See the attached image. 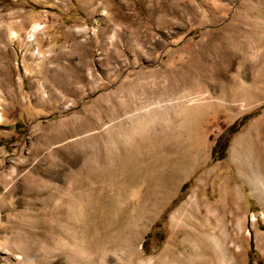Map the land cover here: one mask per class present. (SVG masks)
<instances>
[{"label":"rangeland","instance_id":"rangeland-1","mask_svg":"<svg viewBox=\"0 0 264 264\" xmlns=\"http://www.w3.org/2000/svg\"><path fill=\"white\" fill-rule=\"evenodd\" d=\"M0 30V264H264V0H0Z\"/></svg>","mask_w":264,"mask_h":264},{"label":"bare ground","instance_id":"bare-ground-1","mask_svg":"<svg viewBox=\"0 0 264 264\" xmlns=\"http://www.w3.org/2000/svg\"><path fill=\"white\" fill-rule=\"evenodd\" d=\"M159 14H162L163 12H166L165 10H160L158 11ZM171 12V11H170ZM160 15L158 16V18L160 19ZM163 19H166V18H163ZM232 21V20H231ZM245 21V20H244ZM249 21V20H248ZM171 20L170 19H167V20H164V23L166 25H170L171 24ZM246 22V21H245ZM251 23V22H250ZM7 25V24H6ZM4 27V26H3ZM238 28H240V25L239 24H233L232 27L229 29V39H226L225 36H221L220 38V44L222 45V48L219 49L220 52L218 51L217 53V60H213L212 63H213V66H208L206 69H205V72L203 73H198V75H196V73L193 71V70H190L188 72V68H180V69H175V70H166L163 72V78H164V82L165 84L163 86H159V89H158V94L159 95H168V96H176L175 99H178V102L179 104H182L183 102V98L185 96L186 93H189L190 91L194 90V88H198L199 91H204L205 88L203 86V84H199V82H196L194 83L193 81L194 80H198V79H202L204 78L206 72L212 70L213 68H215V66H217L220 62H223L227 59H229L230 56H233L234 58V55H239V52H237V50L239 49H243L244 48V44L242 41H238ZM9 29V28H8ZM40 29V25L39 24H34L31 28V33H36L38 30ZM244 29V28H243ZM5 30V29H4ZM3 30H0V33L2 32ZM240 31V30H239ZM4 32V31H3ZM224 33V32H223ZM4 34V33H3ZM12 34V33H11ZM6 35V34H5ZM2 37V36H1ZM11 37V36H10ZM13 37V36H12ZM15 37V36H14ZM241 37V36H240ZM237 41V42H236ZM246 49H247V46H246ZM246 53H247V50H246ZM240 56V55H239ZM247 56V55H246ZM243 58L242 60H246L243 63V65H245L247 67V69H250L251 66L256 63V62H252V63H248L249 61H247L248 58ZM187 63V62H186ZM194 63L196 64H199V67L201 68H204V66L206 65V63H211V58L206 55V54H203L200 56L199 59H196L194 60ZM193 65L195 67H197L198 65ZM252 64V65H251ZM264 64V63H263ZM254 67V66H253ZM264 67V66H263ZM217 68V67H216ZM2 70V69H1ZM215 71V70H214ZM181 74L180 77H178V74ZM157 74V73H156ZM177 74V75H176ZM213 74V72H212ZM158 75V74H157ZM262 75V74H260ZM262 77V76H261ZM236 81V80H235ZM63 82V81H62ZM63 84L65 86H67L68 88L72 86V82H63ZM206 92V91H205ZM152 93V92H150ZM172 104V103H171ZM170 104V106H171ZM179 104H177L179 106ZM151 105H154L156 106L158 109H161V105L159 102H155L152 103V104H145L144 105V110L146 112L147 115H149L150 111H149V108ZM176 106V107H178ZM167 108V109H166ZM164 109H166V116H170L169 118V122L171 124L174 123V120H175V115L173 113H171L172 111V107H166ZM158 111V110H157ZM161 112V111H160ZM146 115V116H147ZM164 115V113H163ZM177 120V119H176ZM176 122V121H175ZM176 124V123H175ZM250 174V173H249ZM254 176V174H253ZM250 181V180H248ZM251 185H252V188H254L256 186V179L253 178L251 179ZM259 187V186H258ZM260 188V187H259ZM204 219L208 218V213H205L204 215ZM191 233H193L191 231ZM190 233V235H191ZM196 233V231H195ZM188 235H189V232H188ZM194 235V234H193ZM190 237V236H189ZM198 238H204V237H209L210 240H207V243H202V242H199L200 244H195L194 246V249H190V251H192L194 254H197V255H200V256H204V257H210L211 255H213L214 257L212 258H219L222 256V251H221V247H219V245L217 244V240L216 238L213 237V235L211 234H207L206 235V232L201 230L199 233H198ZM196 239V238H195ZM194 240V238H193ZM204 240V239H203ZM195 241V240H194ZM198 242V241H196ZM192 246V245H191ZM101 249V248H100ZM98 250V249H96ZM91 251V250H90ZM95 252V251H94ZM90 256V254L88 255ZM92 257V256H90ZM102 257V256H101ZM215 258V259H216ZM123 260V259H122ZM81 262V260H78ZM79 262V263H80ZM88 263H91V259L90 258H86V260H83L82 261V264H88ZM116 264V263H115ZM118 264V263H117ZM119 264H123V263H119ZM141 264V263H140ZM149 264V262H148Z\"/></svg>","mask_w":264,"mask_h":264},{"label":"trees","instance_id":"trees-1","mask_svg":"<svg viewBox=\"0 0 264 264\" xmlns=\"http://www.w3.org/2000/svg\"><path fill=\"white\" fill-rule=\"evenodd\" d=\"M228 133H229V134H233V131H231V128L229 129ZM220 142H221V140H219V141L215 144V146L212 148V151H211V158L215 157L216 154H217V158H218V159H221V158H222V155H223V153H224V151H225V149H226V144L223 145L224 148L221 150V152H219V149H218V148H219ZM218 152H219V155H218ZM182 189H183V188H182ZM182 189H181V191H182Z\"/></svg>","mask_w":264,"mask_h":264}]
</instances>
